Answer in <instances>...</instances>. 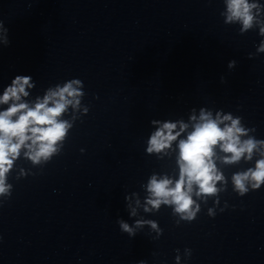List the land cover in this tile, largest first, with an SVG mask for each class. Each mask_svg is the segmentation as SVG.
Masks as SVG:
<instances>
[{
	"label": "clouds",
	"instance_id": "obj_1",
	"mask_svg": "<svg viewBox=\"0 0 264 264\" xmlns=\"http://www.w3.org/2000/svg\"><path fill=\"white\" fill-rule=\"evenodd\" d=\"M257 7L249 4L248 0H227L228 16L226 22L239 20L243 24L242 31L252 27L253 16L251 9ZM2 27V25H0ZM264 35V27L260 29ZM260 51H264V44ZM234 63V62H232ZM230 63V67L232 66ZM31 76H16L11 85L6 87L0 104L12 103L4 111H0V195L8 192L10 185H6V174L12 167L13 160L16 159L22 148H27L25 155L33 161L39 163L41 159L48 160L53 153L57 152V143L65 138L66 132L71 127L68 121L60 119L69 105L76 107L80 101L78 97L82 93L73 85H80L79 80H72L62 88L49 90L43 100H37L34 106L20 102L21 97H27L26 87L30 84ZM51 105V106H49ZM196 120V117H192ZM224 121H231L223 128L220 124ZM177 125L165 122L161 128L152 134L147 151L160 152L171 146V142L183 132L188 125L181 123L180 131L174 133ZM245 134V130L239 126V119H233L226 115L222 119L217 115L213 119L211 113L201 111L199 122L194 124V130L190 132L186 139L179 141V178L173 181L167 177L157 179L153 176L148 184L150 197L147 204L158 209L161 203L175 205L174 211L182 214V219L192 221L199 211V205H193V186L197 188V196L214 195L218 189L216 182L222 179L218 174L213 161L214 148L219 145L225 153H230L225 157L226 163L239 161L247 154L251 159L257 142L253 139L240 140V136ZM247 182H252L253 189H259L264 184V159L258 160L255 169H249L244 173L233 176L235 190L241 196L248 192ZM139 203V202H137ZM145 211H150L145 208ZM211 215V210H209ZM135 215V209L132 210ZM141 221L136 222V227L142 226ZM156 228L155 222H149ZM122 231L129 235H135V231L129 224L119 221Z\"/></svg>",
	"mask_w": 264,
	"mask_h": 264
}]
</instances>
